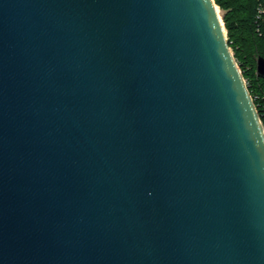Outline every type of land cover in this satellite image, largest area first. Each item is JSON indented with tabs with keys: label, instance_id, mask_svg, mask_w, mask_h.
I'll return each mask as SVG.
<instances>
[{
	"label": "water",
	"instance_id": "water-1",
	"mask_svg": "<svg viewBox=\"0 0 264 264\" xmlns=\"http://www.w3.org/2000/svg\"><path fill=\"white\" fill-rule=\"evenodd\" d=\"M0 264H264V128L213 0H0Z\"/></svg>",
	"mask_w": 264,
	"mask_h": 264
},
{
	"label": "trees",
	"instance_id": "trees-1",
	"mask_svg": "<svg viewBox=\"0 0 264 264\" xmlns=\"http://www.w3.org/2000/svg\"><path fill=\"white\" fill-rule=\"evenodd\" d=\"M223 12L226 37L264 127V79L255 59L264 58V0H213Z\"/></svg>",
	"mask_w": 264,
	"mask_h": 264
},
{
	"label": "rangeland",
	"instance_id": "rangeland-1",
	"mask_svg": "<svg viewBox=\"0 0 264 264\" xmlns=\"http://www.w3.org/2000/svg\"><path fill=\"white\" fill-rule=\"evenodd\" d=\"M217 7V6H216ZM217 10H218V14H219V16H220V18H221V20H222V14H223V12L222 11H220V9L217 7ZM222 22H223V20H222Z\"/></svg>",
	"mask_w": 264,
	"mask_h": 264
},
{
	"label": "built area",
	"instance_id": "built-area-1",
	"mask_svg": "<svg viewBox=\"0 0 264 264\" xmlns=\"http://www.w3.org/2000/svg\"><path fill=\"white\" fill-rule=\"evenodd\" d=\"M252 98V97H251ZM253 100V99H252ZM263 126V125H262ZM264 128V127H263Z\"/></svg>",
	"mask_w": 264,
	"mask_h": 264
},
{
	"label": "bare ground",
	"instance_id": "bare-ground-1",
	"mask_svg": "<svg viewBox=\"0 0 264 264\" xmlns=\"http://www.w3.org/2000/svg\"><path fill=\"white\" fill-rule=\"evenodd\" d=\"M216 9H217V7H216Z\"/></svg>",
	"mask_w": 264,
	"mask_h": 264
}]
</instances>
